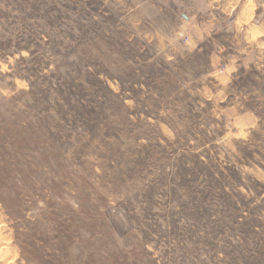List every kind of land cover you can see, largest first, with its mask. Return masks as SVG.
<instances>
[{"label": "rangeland", "instance_id": "obj_1", "mask_svg": "<svg viewBox=\"0 0 264 264\" xmlns=\"http://www.w3.org/2000/svg\"><path fill=\"white\" fill-rule=\"evenodd\" d=\"M204 8L0 0V264H264V100L231 122Z\"/></svg>", "mask_w": 264, "mask_h": 264}, {"label": "crops", "instance_id": "obj_2", "mask_svg": "<svg viewBox=\"0 0 264 264\" xmlns=\"http://www.w3.org/2000/svg\"><path fill=\"white\" fill-rule=\"evenodd\" d=\"M193 4L205 7L202 12L206 6L212 11L202 13L203 19L200 13H183L187 35L199 51L203 52L204 44L210 46L208 59L216 83L223 89V101L228 102V112L233 114L231 122L240 131L252 129L262 122L255 106L264 100V95L251 98L234 87L251 76L264 86V0H193ZM234 94L242 97L240 102L231 101Z\"/></svg>", "mask_w": 264, "mask_h": 264}]
</instances>
